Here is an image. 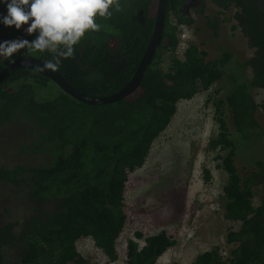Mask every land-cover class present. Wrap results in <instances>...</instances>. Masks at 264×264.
<instances>
[{
  "label": "trees",
  "instance_id": "trees-1",
  "mask_svg": "<svg viewBox=\"0 0 264 264\" xmlns=\"http://www.w3.org/2000/svg\"><path fill=\"white\" fill-rule=\"evenodd\" d=\"M184 1L168 0L163 36L167 43L160 45L140 88L116 104L86 105L31 70L18 71L0 86V130L13 124L28 125L32 140L24 144L23 151L32 149L50 160L37 167L0 165V186L16 187L27 209L22 221L0 224V264H5L8 252L12 254L8 264H91L77 249V242L85 238H91L109 262H118L117 241L127 224L129 176L143 168L154 142L175 117L179 102L210 91L226 74L241 82L230 95L207 100L215 109L219 129L210 150L225 152L216 157L222 161L218 167L228 175L224 218L239 223L240 228L227 235V245L233 247L229 257L216 247L192 264H264V194L260 205H254L257 186L264 188V162L257 163L260 171L243 177L233 141L235 136L251 140L262 129L264 103L256 102L253 91L264 90V0H212L218 15L235 20L233 29L239 28L248 48L255 51L244 63L251 69L249 82L241 71L231 70L230 54L225 53L221 61H208V52L192 42L183 60L173 55L169 69L163 70L164 55L175 54L179 47L178 29L170 16H176L178 24L190 27L194 23L178 12ZM119 2L121 10L113 11L111 18H97L100 30L87 34L74 58L63 60L56 70L85 95L105 97L125 88L152 39L158 0ZM3 15L7 7L0 4ZM208 25L219 28L218 21ZM27 27L17 31L0 24V42L32 41L36 34L28 35ZM28 56L44 62L51 59L47 52L29 54L25 49L13 62ZM13 62L0 58V72ZM210 178L206 170V181ZM135 237L144 240V246L130 239L126 264H157L176 246L166 231L146 238L138 232Z\"/></svg>",
  "mask_w": 264,
  "mask_h": 264
},
{
  "label": "rangeland",
  "instance_id": "rangeland-1",
  "mask_svg": "<svg viewBox=\"0 0 264 264\" xmlns=\"http://www.w3.org/2000/svg\"><path fill=\"white\" fill-rule=\"evenodd\" d=\"M203 2L206 4L204 9ZM201 9L204 12L191 11L194 23L189 27L188 42L207 51L208 61H221L225 53L230 54L231 70L241 71L249 82L251 69L244 63L253 57L255 51L248 48L241 30L233 29L236 21L228 20L231 18L228 15H218L219 10L212 0H200ZM210 21H218L219 28L209 26ZM196 28L200 29L198 33ZM186 43L181 42L175 54L164 55L161 66L165 72L173 55L184 59ZM240 82L233 75L226 74L210 91L202 92L190 101L179 102L175 117L154 142L143 168L129 176L125 191L127 224L117 241L118 262H109L91 238L77 242L82 257L91 264H126L128 241L133 239L144 246V240H138L136 233L141 232L146 238L162 231L173 237L176 246L169 249L157 264H192L198 256L216 247L229 257L233 247L227 245L226 238L230 231L239 230L240 224L224 218V187L228 175L218 167L222 161L216 157L218 154L225 156V152L210 150V142L217 138L219 129L214 121L215 109L207 100L230 95ZM253 96L258 104L264 103V90H254ZM260 122L262 129L258 137L243 140L235 136L233 139L236 164L243 177L260 171L257 163L264 162V118ZM29 131L26 124L8 125L0 130V165L37 167L50 161L48 156L32 149L23 151L24 144L28 142L29 145L32 140L27 135ZM206 170L211 177L208 181L205 179ZM257 187L255 206L260 205L264 194L263 184ZM23 203L16 187L0 186V224L22 221L27 214ZM11 255L6 254L5 264Z\"/></svg>",
  "mask_w": 264,
  "mask_h": 264
},
{
  "label": "clouds",
  "instance_id": "clouds-1",
  "mask_svg": "<svg viewBox=\"0 0 264 264\" xmlns=\"http://www.w3.org/2000/svg\"><path fill=\"white\" fill-rule=\"evenodd\" d=\"M0 4L7 7V15L0 16V24L14 26L17 31L28 25L24 29L27 34H36L32 41L0 42V58L13 62L14 56L25 49L29 54L47 52L51 59L44 62L42 71H56L63 60L74 58L76 47L86 35L100 30L97 18L108 19L113 11L121 10L119 0H0ZM170 19L177 26L179 44L187 42L188 47L189 26L178 24L173 14Z\"/></svg>",
  "mask_w": 264,
  "mask_h": 264
},
{
  "label": "water",
  "instance_id": "water-1",
  "mask_svg": "<svg viewBox=\"0 0 264 264\" xmlns=\"http://www.w3.org/2000/svg\"><path fill=\"white\" fill-rule=\"evenodd\" d=\"M168 13V0H158L157 11H156V21L155 28L152 35L150 44L144 54V57L128 85L121 91L105 96V97H92L85 95L76 89H74L57 71L45 70L42 71L44 61L35 57H23L12 64L5 67L0 72V86L6 83L10 77L16 74L20 70H31L37 72L50 81H52L56 86L63 91L65 94L71 96L75 100L84 103L86 105L101 107L116 104L131 95H133L141 86L142 81L147 73V70L153 61L160 45L167 43V40H163L165 31L166 16Z\"/></svg>",
  "mask_w": 264,
  "mask_h": 264
},
{
  "label": "flooded vegetation",
  "instance_id": "flooded-vegetation-1",
  "mask_svg": "<svg viewBox=\"0 0 264 264\" xmlns=\"http://www.w3.org/2000/svg\"><path fill=\"white\" fill-rule=\"evenodd\" d=\"M200 0H185L184 3H182L178 7V12L182 15V19L188 18L191 19L190 10L193 11H200ZM201 13V12H199ZM186 16V17H183Z\"/></svg>",
  "mask_w": 264,
  "mask_h": 264
},
{
  "label": "built area",
  "instance_id": "built-area-1",
  "mask_svg": "<svg viewBox=\"0 0 264 264\" xmlns=\"http://www.w3.org/2000/svg\"><path fill=\"white\" fill-rule=\"evenodd\" d=\"M185 36L183 35V38H184Z\"/></svg>",
  "mask_w": 264,
  "mask_h": 264
}]
</instances>
